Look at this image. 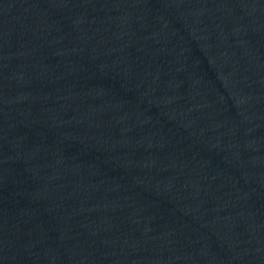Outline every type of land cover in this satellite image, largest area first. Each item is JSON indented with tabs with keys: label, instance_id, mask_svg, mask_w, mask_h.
<instances>
[{
	"label": "water",
	"instance_id": "water-1",
	"mask_svg": "<svg viewBox=\"0 0 264 264\" xmlns=\"http://www.w3.org/2000/svg\"><path fill=\"white\" fill-rule=\"evenodd\" d=\"M0 264H264V0H0Z\"/></svg>",
	"mask_w": 264,
	"mask_h": 264
}]
</instances>
